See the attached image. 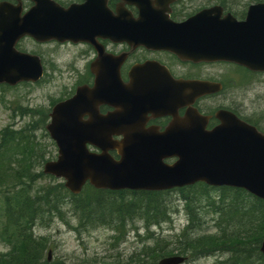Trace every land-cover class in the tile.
Instances as JSON below:
<instances>
[{
    "label": "water",
    "instance_id": "water-1",
    "mask_svg": "<svg viewBox=\"0 0 264 264\" xmlns=\"http://www.w3.org/2000/svg\"><path fill=\"white\" fill-rule=\"evenodd\" d=\"M35 1L37 4L23 16L17 7L0 5V83L35 81L41 75L38 57L14 48L19 37L30 35L39 41L85 39L84 30L92 17L84 12V5L62 10L43 6V0ZM104 11L99 16L101 29L106 36L115 37L121 32L116 28V18L106 8ZM220 11L219 7L202 9L175 24L174 31H169L172 36L166 38H144L149 34L138 30L136 41L166 45L182 58L225 60L264 71V2L251 4L241 21L230 14L220 17ZM107 61L100 57L101 63ZM199 83L200 94L207 92L204 83L197 82V86ZM167 85L165 107L179 98L181 89L178 83ZM114 98L116 81L98 75L91 88L77 87L70 99L52 107L46 129L57 146V157L44 163V173L62 177L72 193L79 192L87 180L96 188L112 190H159L202 181L215 187L242 188L264 200V134L256 128L231 113L218 111L220 123L206 130V118L187 111L182 118L175 116L163 132L147 131L145 143L136 142L141 131H127L124 151L116 161L108 154L117 147L112 139L116 135V110L104 115L97 111L99 104ZM84 115L86 119H82ZM87 143L101 152H89ZM172 156L177 157L172 165L162 164L161 158ZM259 250L264 257V236ZM184 259L171 255L157 264H180Z\"/></svg>",
    "mask_w": 264,
    "mask_h": 264
},
{
    "label": "flooded vegetation",
    "instance_id": "flooded-vegetation-1",
    "mask_svg": "<svg viewBox=\"0 0 264 264\" xmlns=\"http://www.w3.org/2000/svg\"><path fill=\"white\" fill-rule=\"evenodd\" d=\"M46 1L43 0L42 3L45 7L48 6ZM51 1L61 9L85 6L84 12L92 17L84 30L85 39L77 42H60L56 39L38 42L29 36H23L17 42V47L21 51H33L38 55L43 67L42 78L66 73L67 78L72 80V85L61 98H70L79 85L92 87L98 75L116 81V98L111 99L110 103L97 106L101 115L116 110V136L113 139H116L117 147L116 150H109L116 160H119L124 151L125 135L129 131H141V138L138 136L136 142L145 143L147 131L162 132L174 116L181 118L187 110H195L205 116L206 129L220 123L216 117L217 111H225L264 133L263 113L258 119L249 117L248 105L245 103L248 81L264 72L251 71L225 61H192L180 58L164 45L136 41L138 30L149 34L148 38L172 36L169 33L173 30L171 23L183 22L199 10L215 6L221 8V16L230 13L237 20H242L250 4L248 0H145L142 3L138 0H106L105 4L104 0L102 4L101 0ZM2 2L19 3L20 14L35 4L34 0H0ZM105 5L116 18L117 30L123 32L117 33L114 39L104 35L99 23V16L104 14ZM65 48L73 50L71 59L67 63L58 62L60 51ZM101 56H105L108 61L101 63ZM64 63L67 68L62 70L59 66ZM224 69H232L237 75L226 76ZM62 77L65 78L63 75ZM167 82L172 86L178 83L181 89L179 98L168 102L165 107L163 94L168 86ZM197 82L204 83L207 92L200 95V83L197 86ZM59 97L55 100L58 101ZM261 102L264 104V94L259 100ZM86 118V115L82 117ZM87 146L91 151H99ZM174 161L175 158H162L165 164H172Z\"/></svg>",
    "mask_w": 264,
    "mask_h": 264
},
{
    "label": "trees",
    "instance_id": "trees-1",
    "mask_svg": "<svg viewBox=\"0 0 264 264\" xmlns=\"http://www.w3.org/2000/svg\"><path fill=\"white\" fill-rule=\"evenodd\" d=\"M41 112L40 120L31 118L21 128L0 130V241L10 247L0 255V264H49L45 255L48 238L37 230L56 219L64 224L76 219L73 228L79 232L86 223L95 227L111 218H118L120 228L132 225L137 230L133 223L141 222L146 231L144 244L126 258L116 257L115 264H156L160 257L173 253L188 259L219 254L225 256L218 259L220 264H253L255 260L264 264L259 251L264 235L263 200L239 188H212L203 183L180 188L188 223L172 239L156 238L148 228L165 222L171 209L165 206L163 194L138 191L129 193V199L123 201V195L128 194L114 200L110 198L116 195L114 192L84 188L79 195H72L62 182L41 171L45 155L34 152L42 146L37 140L38 130L45 131L47 112ZM28 113L21 111V115ZM3 174L6 182L1 180ZM46 178L51 182L41 183ZM207 220L217 230L197 233Z\"/></svg>",
    "mask_w": 264,
    "mask_h": 264
},
{
    "label": "rangeland",
    "instance_id": "rangeland-1",
    "mask_svg": "<svg viewBox=\"0 0 264 264\" xmlns=\"http://www.w3.org/2000/svg\"><path fill=\"white\" fill-rule=\"evenodd\" d=\"M72 52L73 50L70 51L66 48L61 50L57 61L67 63L71 59ZM65 63L60 65L59 68L65 70L67 68V64ZM223 71L226 76L237 75V72L232 69H224ZM62 75L50 76L40 84H19L14 87L0 85V130L3 127L9 129L21 128L31 118L40 120L41 114L39 117L38 112L42 111L41 113H44V111H47L50 104L58 96L62 97L72 85V80L67 78L66 73L63 72ZM248 82L249 87L245 99V103L248 105L247 114L249 113V117L252 116L258 119L261 113L264 115V104L262 102L259 103V100H261L264 94V74L253 76ZM24 109L29 111V113L21 116V111ZM45 133L46 131L38 130L37 140H40L42 146L34 151L37 154L44 153L45 159L42 161L43 164L46 160L55 159L56 157V147L51 143L50 138L47 137V133ZM7 157L8 155L4 156L2 160L5 161ZM1 180L6 182L5 174H3ZM47 182H51V180L46 178L41 181V183ZM110 198L116 200V196ZM178 198H182V193L177 191L164 195L165 206L175 204L171 209L176 207L178 210L171 215L172 221L170 223L164 222L160 226L154 224L148 228L154 237L159 239H172L173 235L178 233L183 225L186 224V209L183 208V203H180ZM0 199H2L1 196ZM128 199L129 195H123V201H127ZM1 204L2 200H0ZM75 221L76 219H72L68 221V224H64L56 219L48 227L37 230L38 234L48 238L49 245L45 251V255L48 249H50L51 257L49 264L115 263L116 257L126 258L144 244L142 242L144 241L143 236L146 234V231L143 229L141 222L133 223L138 227L136 233L141 236L140 238L135 236L136 233L132 225L131 228L128 226L120 228L118 226V218L117 220L114 218L117 225L115 227L109 228L106 225H99L95 228L79 232L73 228L78 223V221L76 223ZM109 221L111 220L109 219ZM216 230L213 223H206L198 228L196 232L210 234ZM120 234H123L122 238H118ZM173 244L170 245L172 246ZM150 245H155V242H151ZM162 245L167 246L166 244ZM8 250L9 246L0 241V255ZM218 257L224 258L225 256L219 254L199 255L194 258H187L183 264H220L218 263ZM256 263H258V260H255L253 264Z\"/></svg>",
    "mask_w": 264,
    "mask_h": 264
}]
</instances>
